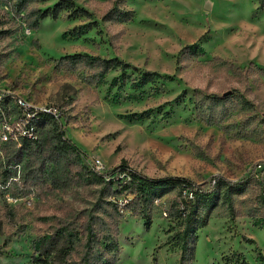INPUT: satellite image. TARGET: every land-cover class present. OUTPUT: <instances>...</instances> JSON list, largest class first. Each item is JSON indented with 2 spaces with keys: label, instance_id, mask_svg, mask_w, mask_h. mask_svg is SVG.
Returning a JSON list of instances; mask_svg holds the SVG:
<instances>
[{
  "label": "rangeland",
  "instance_id": "1",
  "mask_svg": "<svg viewBox=\"0 0 264 264\" xmlns=\"http://www.w3.org/2000/svg\"><path fill=\"white\" fill-rule=\"evenodd\" d=\"M73 1L90 16L33 29L28 12L59 0L20 15L0 0V111L13 122L22 100L61 114L31 146L0 141V264H264V7ZM98 59L131 68L102 75ZM145 71L155 82L135 88ZM64 139L80 151H62ZM123 161L214 196L192 201L178 186L151 200L149 220L133 215L123 207L135 195L106 182Z\"/></svg>",
  "mask_w": 264,
  "mask_h": 264
},
{
  "label": "trees",
  "instance_id": "2",
  "mask_svg": "<svg viewBox=\"0 0 264 264\" xmlns=\"http://www.w3.org/2000/svg\"><path fill=\"white\" fill-rule=\"evenodd\" d=\"M47 1L49 0H16L14 10L17 12V14L20 15L21 13L28 11V5L30 3H40ZM257 1L260 4V8H263L264 0ZM28 13L34 19L32 26L31 23L28 24L30 28L33 29H36L39 26L40 22L48 18L57 20L63 13L68 14L72 19H79L82 17L90 16V14L86 10L78 8L73 0H59L58 4H56L53 8H48L46 10L34 8ZM94 26H98V23H89L86 25L85 28L92 29ZM79 34L81 35L83 34V32L81 31ZM68 58L71 60H76V58ZM98 61H100V70L102 75H106L111 70L115 69H118L121 72H126L131 68L129 64L118 59H98ZM156 76L157 74L155 72L145 71L144 74L140 77V79L135 82L134 87L141 88L150 83H153L155 82ZM201 101H204L203 97H201L200 102ZM213 102H227V98L216 97L215 99H213ZM42 117L44 120L52 119V117L45 114ZM37 142L38 141L25 142V146H31L32 143ZM60 148L64 152L80 151L79 148L74 143H72L71 139H64ZM121 175H125V178H121ZM96 176L98 177V179L100 178L101 181H105V178L107 177L98 172H96ZM108 176L110 177V179L106 182L108 185H110V187H112L117 181L119 182V184H122L121 188L119 189V194H122L126 191H131L135 195V197L131 199L128 204L123 207V209L129 210L133 215L141 216L148 220L150 219V217L148 216V210L150 207L151 200L153 198H159L166 195L171 189L175 187L179 186L181 191L185 192L186 196L190 197L192 201L199 198L201 200L209 202L214 196L213 190L211 188L205 189L199 187L187 178L179 176H165L161 178H152L135 169H132L126 161H123L121 164L114 167L108 173ZM217 179H220L219 181L221 183L225 181L221 177H215L212 184L213 188L214 185L217 184ZM229 183L231 184V188L237 187L241 184L233 182ZM184 210V213H186V209ZM191 217V215H188L189 221L192 223L196 219ZM196 222V229H198L206 224V219L205 217H199ZM183 261L184 254H182L180 264H184Z\"/></svg>",
  "mask_w": 264,
  "mask_h": 264
},
{
  "label": "built area",
  "instance_id": "3",
  "mask_svg": "<svg viewBox=\"0 0 264 264\" xmlns=\"http://www.w3.org/2000/svg\"><path fill=\"white\" fill-rule=\"evenodd\" d=\"M22 116L16 120L9 121L5 114L0 111V141L3 143L24 144L25 142L38 141V125L45 122L43 115L58 120L61 117L57 108L30 109L22 100H18ZM1 184V182H0Z\"/></svg>",
  "mask_w": 264,
  "mask_h": 264
},
{
  "label": "bare ground",
  "instance_id": "4",
  "mask_svg": "<svg viewBox=\"0 0 264 264\" xmlns=\"http://www.w3.org/2000/svg\"><path fill=\"white\" fill-rule=\"evenodd\" d=\"M78 131V130H77ZM80 144V143H79ZM83 147H84V145H83Z\"/></svg>",
  "mask_w": 264,
  "mask_h": 264
}]
</instances>
